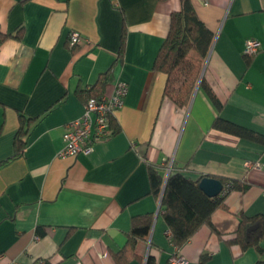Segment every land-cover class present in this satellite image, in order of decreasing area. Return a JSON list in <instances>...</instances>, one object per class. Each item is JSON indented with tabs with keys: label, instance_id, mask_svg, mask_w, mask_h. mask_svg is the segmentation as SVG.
Wrapping results in <instances>:
<instances>
[{
	"label": "crops",
	"instance_id": "crops-1",
	"mask_svg": "<svg viewBox=\"0 0 264 264\" xmlns=\"http://www.w3.org/2000/svg\"><path fill=\"white\" fill-rule=\"evenodd\" d=\"M192 3L215 35L203 76L224 106L220 116L264 135V0ZM180 9L181 0H0V35L8 36L0 45V163L8 161L0 166V264H116L133 218L145 214L154 216L151 232L127 264H169L177 251L148 164L165 181L172 170L250 186L215 212L217 231L203 226L179 250L187 264L264 261V252L229 244L242 214L264 215V144L214 129L219 113L201 87L178 106L165 93L167 76L154 70ZM72 31L84 37L75 49ZM250 39L261 50L249 58ZM110 70L105 94L117 81L128 85L113 120L118 132L89 155L60 158L65 127ZM21 115L33 121L21 156L11 159Z\"/></svg>",
	"mask_w": 264,
	"mask_h": 264
},
{
	"label": "trees",
	"instance_id": "trees-1",
	"mask_svg": "<svg viewBox=\"0 0 264 264\" xmlns=\"http://www.w3.org/2000/svg\"><path fill=\"white\" fill-rule=\"evenodd\" d=\"M69 1L71 0H66V2ZM21 32L22 29L16 34L17 38L21 37ZM125 36L126 32L123 31L121 49L118 53L119 60L123 59ZM7 37L6 35H0V45ZM214 38V33L198 16L192 0H181V9L171 14L169 33L156 57L154 70L167 76L165 93L178 106L184 107L190 104L200 83L199 87L206 91L219 113L212 125L214 129L264 144V135L261 133L223 119L220 116L224 106L202 75ZM111 80V70L102 73L96 84L87 90V99L102 97ZM32 121L33 119L26 118L23 115L20 116V127L15 138V153L11 159L21 156V152L26 146L25 137ZM111 124L112 134L117 133L118 127L114 121ZM6 162L8 161L1 162L0 166ZM148 174L150 192L156 198L161 199V213L168 227L171 242L178 251L192 239L201 227L209 226L217 231L212 223L215 212L227 207L225 201L231 192H245L250 187L244 181L208 176L209 178L218 179L224 184L221 195L212 198L206 195L199 186V182L205 178L204 176L198 180H193L181 172L171 170L163 192L165 178L160 170L148 164ZM153 222L154 216L152 214L133 218L125 246L113 255L116 264H127L131 259L137 257L135 247L139 241L148 238ZM253 226L258 227L248 233V229ZM263 240L264 215L247 217L242 214L239 227L229 240V244L239 245L243 251L255 248L262 254L264 252L261 247ZM148 262L152 264L153 260L149 258ZM255 264H264V261L259 260Z\"/></svg>",
	"mask_w": 264,
	"mask_h": 264
},
{
	"label": "built area",
	"instance_id": "built-area-1",
	"mask_svg": "<svg viewBox=\"0 0 264 264\" xmlns=\"http://www.w3.org/2000/svg\"><path fill=\"white\" fill-rule=\"evenodd\" d=\"M84 42V37L78 31L69 35V45L75 48ZM261 50V43L250 39L245 44L244 54L255 56ZM128 94V85L117 81L111 93L100 98L87 99L83 114L65 127L63 134L64 148L59 153L60 158L76 157L79 154L89 155L96 141L108 139L112 133L111 122L115 114L124 106ZM260 163L247 162V168H260ZM172 255L169 264H187L186 259L179 254Z\"/></svg>",
	"mask_w": 264,
	"mask_h": 264
},
{
	"label": "water",
	"instance_id": "water-1",
	"mask_svg": "<svg viewBox=\"0 0 264 264\" xmlns=\"http://www.w3.org/2000/svg\"><path fill=\"white\" fill-rule=\"evenodd\" d=\"M199 84H198V87H199ZM167 178H166V180H167ZM199 186H200L201 190H203V192L206 195H208L209 197H212V198L218 197L219 195H221V193L224 190V184L220 180L214 179V178H209V177H205V178L201 179L199 182ZM165 187H166V181H165V185L163 188V192L165 190ZM257 227L258 226H253V227L249 228L248 233L256 230Z\"/></svg>",
	"mask_w": 264,
	"mask_h": 264
}]
</instances>
